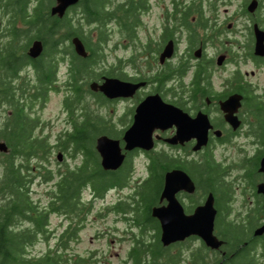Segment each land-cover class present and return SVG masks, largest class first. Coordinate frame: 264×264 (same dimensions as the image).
Returning a JSON list of instances; mask_svg holds the SVG:
<instances>
[{
  "label": "flooded vegetation",
  "instance_id": "1",
  "mask_svg": "<svg viewBox=\"0 0 264 264\" xmlns=\"http://www.w3.org/2000/svg\"><path fill=\"white\" fill-rule=\"evenodd\" d=\"M105 6L112 11V18L106 24V30L104 28L103 39L105 41L108 39L107 26L113 24L112 32H119L123 42H116L114 45L112 50L114 59L111 61L102 54L98 66L93 68L94 73L99 74V78L93 81L101 83L103 77H110L132 84L141 83L133 93L112 98H107L98 90H90L91 81L83 86V94L85 90L91 91L103 105L126 103V107H123L118 116L114 111L116 107H113L112 111L115 113H112L111 117L97 114L108 131L98 133L95 140L103 135L118 141L120 154L123 156L117 168L106 171L121 169V173L125 172L124 182L121 186L116 185L108 190H121L130 186L127 178L133 170L134 156L138 154L146 156L147 170H149L151 157L166 155L171 159L172 165L162 166L157 201L150 207V215L153 206L167 204L166 198L162 196L165 173L172 169H182L194 185L193 191L180 190L175 194L186 214L192 213L196 206L203 204L208 194L211 193L213 196L215 209L213 233L222 240V244L217 249L206 247L215 257L211 264H218L221 260L225 264L226 253L241 238L246 254L248 252L246 261L251 259L253 262L259 261V264H264V231L261 234H255L256 229L264 225V190H261L259 186L264 184V172L259 171L260 159L264 156V140L258 131L257 120L253 114L256 109H261L264 113V89L259 92V84L247 78L248 75H254L256 71L260 73L264 69V55H256L254 52L256 31L261 33L264 43V0H109ZM154 10L157 12V24L153 27L156 31L154 32L151 28L146 31L145 36H140L139 31L145 27L142 18L151 15L150 13ZM122 17L129 18V26L132 28L125 31L122 29L120 25ZM230 32L240 35L243 41L236 39V35L230 41ZM72 37H70V44ZM80 40L82 41L81 38ZM230 42L242 43L239 47L243 48L244 57L239 59L247 60L254 65V69L249 73L247 71L242 73L239 69H235L231 76H224L229 62L238 63L235 54H230ZM82 43L84 44L83 41ZM71 46L73 48L72 44ZM102 49L103 47L101 51ZM119 49L122 52L120 55L115 53ZM219 59L221 62H218ZM62 61H66L70 75V57L64 54ZM185 77H189L188 82H185ZM154 94H158L164 103L186 113L189 116L187 124L182 125L177 115L168 117L166 124L163 123L162 126L139 124L137 121L140 115L139 105L147 96ZM232 94L241 95L240 105L232 114L235 116L234 124L226 119L227 111L222 106V102ZM249 102L254 104L256 109L249 107ZM162 106L158 102H153L146 108L145 113L155 118V114L161 115L165 111ZM81 112L78 118L81 117ZM67 113L71 118L68 110ZM115 116L122 124L119 128L116 126L119 122H114ZM71 122L70 120L69 129H66L70 132L73 131ZM134 124L136 130L152 131V148H126L125 138L128 137L126 134ZM181 129L190 130L193 133L182 130L187 140L171 142L170 139H173ZM238 136L247 137L248 144L254 145L255 148L250 158H244L245 161L240 167L242 172L232 179V167L217 161L214 153ZM129 137L143 138L146 134L134 132ZM198 138L205 139V143L195 148ZM97 154L100 163L101 156L98 152ZM205 157H210L216 163V174L220 179L216 191L209 189L211 187L209 180L196 181L188 172L190 170L194 173L191 166L197 165ZM147 176L137 182L134 191L123 202H118L116 205L125 209L122 215L132 213L131 224L134 227L136 225L131 210L133 197L140 186L146 184ZM124 219L130 220L126 217ZM157 224L160 235L158 220ZM229 224L238 227L237 233L241 236H236V231L231 228L230 230L235 234L229 237L230 230L227 231L225 227ZM137 228L139 229V226ZM191 237L200 239L192 235L183 241ZM200 242L203 243L201 239ZM176 243L162 246L172 247L178 245Z\"/></svg>",
  "mask_w": 264,
  "mask_h": 264
},
{
  "label": "trees",
  "instance_id": "2",
  "mask_svg": "<svg viewBox=\"0 0 264 264\" xmlns=\"http://www.w3.org/2000/svg\"><path fill=\"white\" fill-rule=\"evenodd\" d=\"M109 0H80L70 9H80L86 24H93L96 40L85 34L81 25L75 26L69 10L59 18L51 15L53 0H0V16L6 22L0 32V140L8 146V151L0 153V264H101L91 255L82 257L69 254L70 240L76 238L86 215L91 211V201L101 197L109 188L124 182L121 169L106 171L101 168L95 150V137L107 132L100 117L86 109L83 104V86L99 78L93 68L102 56L101 48L105 42L104 28L110 21L112 11L105 4ZM122 29L128 30L129 18H120ZM77 35L88 51L86 57L76 55L70 44V37ZM98 35V36H97ZM33 39H41L44 45L41 56L30 59L26 54ZM67 54L71 62L70 82L73 97H66L65 106L71 115L73 131H64L55 144H50L47 136L36 133L39 119L31 111L28 101L44 99L48 90H55L58 64L57 56ZM31 68L33 80L22 76L24 68ZM30 83H33L31 85ZM35 89L32 94L30 89ZM86 91V90H85ZM88 91V90H87ZM28 100V101H27ZM80 100V101H79ZM77 104V105H76ZM82 105L81 117L73 115L74 106ZM256 109L255 105L248 103ZM258 131L264 140V113L254 110ZM8 112V113H7ZM54 147L68 152L74 157H82L81 162L67 165L63 170H52L48 166L50 153ZM146 184L140 186L133 197L131 210L134 223L139 226L140 235H133V244L127 252L130 263L125 264H180V252L171 253L170 247H163L159 241L157 220L150 215V207L156 203L162 178V166H171L166 155L151 157ZM164 162V164H163ZM194 165V164H193ZM194 180L211 182L213 191L220 184L216 163L205 157L197 165L191 166ZM34 178L44 182L53 181L49 189L46 205L32 198L31 184ZM91 193L87 201L83 191ZM115 212H125L123 207L114 206ZM57 213L68 219L67 227L57 236L55 245L48 246L40 255L31 254L28 249L39 238H49V216ZM226 230H235L234 224L226 225ZM229 237L235 232L231 231ZM147 231L149 240L143 236ZM238 239L235 246L226 253L225 264H254L246 261V248ZM208 248L202 242L190 252L192 264H206Z\"/></svg>",
  "mask_w": 264,
  "mask_h": 264
},
{
  "label": "rangeland",
  "instance_id": "3",
  "mask_svg": "<svg viewBox=\"0 0 264 264\" xmlns=\"http://www.w3.org/2000/svg\"><path fill=\"white\" fill-rule=\"evenodd\" d=\"M116 1V0H113ZM76 12L69 10V14L73 16L74 19L78 20V22H74L75 26H80L85 34H90L91 40L94 42L96 40V30H94L93 24H86L82 19V15L80 14V9H75ZM231 10V9H230ZM151 15L146 16V18H142L145 24L139 31L140 36H145L146 31H149L151 28L156 26L157 24V12L154 10L150 13ZM6 16H0V32L1 28L6 22ZM154 29V28H153ZM107 35L108 39L102 44V54L111 61L114 59V52H112L114 45L116 42H123V37L120 38V33L115 31L114 33V25L109 24L107 26ZM156 29H154V32ZM235 33L230 32V41H232L235 37ZM154 36V35H153ZM120 39V40H119ZM236 39L239 41H243V38L240 35H236ZM242 43L230 42V54H235L238 59V63L229 62L226 70L224 72V76H231L234 73L235 69H239L242 73L247 71L249 73L250 70L254 69V65L247 60L239 59L243 58V48L239 47ZM1 46V44H0ZM29 47V46H28ZM28 50V48H27ZM116 54H122L121 50H116ZM66 55V54H65ZM56 64H58V71L56 74V89L48 90L44 99L36 98L32 101H28L31 105L32 113L38 117L39 119V127L36 131L39 135L47 136V140L50 144H55L58 141V136L62 134L66 129L70 127L71 118L68 117L67 109L65 107V99L66 97H73L71 94V89L69 87L70 75L67 71V63L66 61H62L61 54L57 56ZM97 64H95L96 67ZM98 66V65H97ZM100 66V65H99ZM24 72H22V76L27 75V79L30 78L33 80V72L31 68H24ZM247 78L253 83H258L260 88L259 92L264 89V69L260 73L256 71L254 75H248ZM185 82L189 81V77H185ZM219 82V79H217ZM33 85V83H30ZM85 88H88L85 86ZM32 94L35 92V89H30ZM83 104H85L86 109L94 112L98 115L104 117H111L112 113L118 114L123 110V107H126V103H106L103 105L91 91H85ZM77 105V104H76ZM113 107L115 112L112 111ZM74 115L79 116L81 109L83 108L81 104L73 107ZM1 109V108H0ZM8 113V112H7ZM1 116L3 113L0 114ZM78 118V117H77ZM114 122L118 123L117 117L115 116ZM72 121V120H71ZM118 128L122 126L121 122L116 125ZM249 139L245 136H238L229 143L220 147L214 153V158L222 163L223 165L231 166L233 169V177L239 175L241 170V165L244 163L245 157H251L254 151V145H249ZM53 152L50 153V160L48 161V166L52 170L61 169L67 165H75L81 162L82 157L76 154L74 157L71 156L70 153L59 151L57 147L52 148ZM61 153V160L57 159V154ZM182 154V153H181ZM196 157V155H194ZM147 157L144 155H136L133 157V170L130 171L127 178V183L130 185L125 189H110L103 193V195L93 200H90L91 193L89 190L85 189L83 191L84 198L87 201H91V211L86 215L82 227L78 231L76 238L70 240L67 252L69 254H77L82 257H87L91 255L92 258L97 259L101 264H125L130 263V260L127 257V252L132 246L133 242V234L136 236L140 235L139 229L132 226V213H124L115 212L113 207L117 205L118 202H123L127 196L134 191L135 185L141 179H144L148 175L147 170ZM189 174L192 176V172L188 170ZM53 181L44 182L41 178H34L33 183L31 184L32 190V198L36 201H39L41 205H46L49 200L48 192L49 189L53 187ZM130 201V200H129ZM124 217L130 219L126 221ZM69 220L63 217L60 214L52 213L49 216V230L50 235L48 240L46 241L44 238H39L35 243L29 246L28 251L31 254L40 255L48 246H54L57 236L61 231L67 227ZM132 233V234H131ZM152 235L151 231H147L143 236L144 240H149ZM176 246L170 247L171 253L180 252V258L182 259L180 264H192L190 252L195 250L200 245V239L197 237L190 239H186L182 242H177ZM215 257L209 251L207 252V257H205L206 264H211ZM254 264H259V261H255Z\"/></svg>",
  "mask_w": 264,
  "mask_h": 264
},
{
  "label": "water",
  "instance_id": "4",
  "mask_svg": "<svg viewBox=\"0 0 264 264\" xmlns=\"http://www.w3.org/2000/svg\"><path fill=\"white\" fill-rule=\"evenodd\" d=\"M78 1L79 0H54V4L50 6V13L51 15H56L61 18L65 14L66 10ZM71 44L73 45L74 52L78 56H87L88 52L77 35L71 38ZM43 48L44 45L41 39H33L28 47L27 54L31 58H36L42 53ZM254 52L256 55H264L263 36L259 31H256ZM218 62H221V60L219 59ZM140 84L141 83L132 84L124 82L117 78L103 77V81L101 83L91 81L89 89L92 91L98 90L107 98H112L114 96H126L131 94ZM240 101L241 95L232 94L224 102H222L224 110L227 111L225 117L232 124L235 122V116L232 114L240 105ZM153 102H158L163 105L162 107H164L165 110L161 115L159 113L155 114V118H151L145 113L146 108H148ZM138 111L140 114H138L139 118L137 119L139 124H155V126H162L163 123L166 124L169 119L168 117L173 115H177L180 118V123L182 125L187 124L189 121V116L186 113L170 104L164 103L158 94L147 96L140 103ZM201 115L205 117L204 114ZM182 130L192 132L190 130L181 129L177 132V135L173 139H170V141L176 142L179 140L183 142L187 140ZM134 132L145 133L146 137H129V135H133ZM151 133V130H136L134 124L133 127L127 131L126 135H128V137L125 138L126 148H152L153 141L151 139ZM204 133L206 132L204 131ZM204 143L205 139L198 138L195 148H199ZM95 149L101 156L100 164L104 170L115 169L121 164L123 156L120 154L118 141L112 140L107 136H99L95 140ZM7 151V144L0 140V153H5ZM57 159L61 160L60 152L57 154ZM259 166V171L264 172V156L261 157ZM164 181L165 183L162 196L163 198H166L167 204L165 206H153L151 208V216L155 217L160 223L161 232L159 240L161 244L163 246H168L172 243L183 241L189 236L195 235L203 241L206 247L211 249L219 248L222 244V240L218 239L213 233L215 209L213 207L212 194H208L203 204L196 206L192 213L186 214L182 205L175 197V194L180 190L193 191L194 185L192 180L182 169H172L165 173ZM259 186L261 187V190H264V184H260ZM263 231L264 225L256 229L255 234H261ZM218 264H223V261L221 260Z\"/></svg>",
  "mask_w": 264,
  "mask_h": 264
}]
</instances>
